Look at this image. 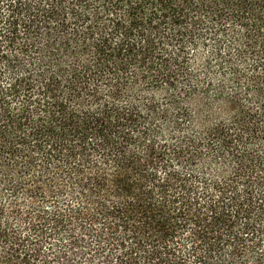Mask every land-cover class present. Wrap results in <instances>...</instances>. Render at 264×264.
<instances>
[{
	"label": "trees",
	"instance_id": "trees-1",
	"mask_svg": "<svg viewBox=\"0 0 264 264\" xmlns=\"http://www.w3.org/2000/svg\"><path fill=\"white\" fill-rule=\"evenodd\" d=\"M0 264H264V0H0Z\"/></svg>",
	"mask_w": 264,
	"mask_h": 264
}]
</instances>
